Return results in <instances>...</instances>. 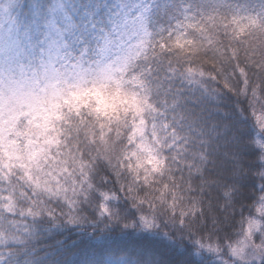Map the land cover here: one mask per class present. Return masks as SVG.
<instances>
[{"label": "snow or ice", "instance_id": "6c2138e0", "mask_svg": "<svg viewBox=\"0 0 264 264\" xmlns=\"http://www.w3.org/2000/svg\"><path fill=\"white\" fill-rule=\"evenodd\" d=\"M0 264H264V0H0Z\"/></svg>", "mask_w": 264, "mask_h": 264}, {"label": "rangeland", "instance_id": "374dc122", "mask_svg": "<svg viewBox=\"0 0 264 264\" xmlns=\"http://www.w3.org/2000/svg\"><path fill=\"white\" fill-rule=\"evenodd\" d=\"M101 105L102 107H104L105 109H110L112 108V104L108 101H106L105 99L101 98Z\"/></svg>", "mask_w": 264, "mask_h": 264}]
</instances>
